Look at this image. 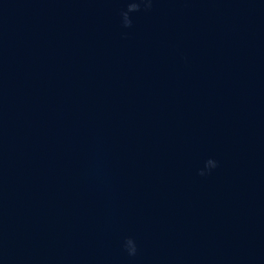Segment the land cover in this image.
<instances>
[{"label": "water", "instance_id": "95a60500", "mask_svg": "<svg viewBox=\"0 0 264 264\" xmlns=\"http://www.w3.org/2000/svg\"><path fill=\"white\" fill-rule=\"evenodd\" d=\"M126 8L0 0V264H264V0Z\"/></svg>", "mask_w": 264, "mask_h": 264}, {"label": "clouds", "instance_id": "9594fccd", "mask_svg": "<svg viewBox=\"0 0 264 264\" xmlns=\"http://www.w3.org/2000/svg\"><path fill=\"white\" fill-rule=\"evenodd\" d=\"M153 0H126L127 8L125 11L121 12V17L123 21V26L125 28H129L132 25V21L130 18V13H136L141 11V7L143 6L144 10H150L152 6ZM217 165L213 160L207 161L206 167L211 169L215 168ZM200 175H204V172H200ZM131 245V247H130ZM125 250L127 251L128 255L135 256L137 252L136 245L132 239H128L125 241Z\"/></svg>", "mask_w": 264, "mask_h": 264}]
</instances>
